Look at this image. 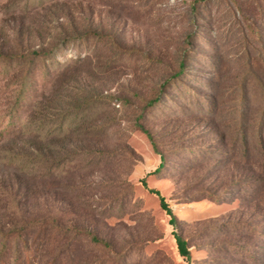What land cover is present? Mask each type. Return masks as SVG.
Segmentation results:
<instances>
[{
    "label": "rangeland",
    "instance_id": "rangeland-1",
    "mask_svg": "<svg viewBox=\"0 0 264 264\" xmlns=\"http://www.w3.org/2000/svg\"><path fill=\"white\" fill-rule=\"evenodd\" d=\"M195 1L0 0V231L46 224L21 264H264V92L243 139L236 10Z\"/></svg>",
    "mask_w": 264,
    "mask_h": 264
},
{
    "label": "trees",
    "instance_id": "trees-1",
    "mask_svg": "<svg viewBox=\"0 0 264 264\" xmlns=\"http://www.w3.org/2000/svg\"><path fill=\"white\" fill-rule=\"evenodd\" d=\"M209 1H218V0H196L193 3V6L195 4L199 3H208ZM229 5L231 7V10L234 14V10H236L237 17L235 15V24L238 27V31L243 35V41L238 46V57L244 61L243 68L245 67V72L243 73V77L239 78V82L237 84V90L241 91L239 95V103L238 107L242 110L241 116L239 118V121L237 123L239 124V133H242V138L246 139V131H247V123L249 121L250 112L252 110V101L253 98L250 97L248 90L255 89L254 92H257L259 88L263 90L264 92V22L262 24L257 23L254 20L253 16L247 15V11H245V7L243 6L242 2L238 0H229ZM246 3V1H244ZM233 6V7H232ZM260 4L255 1L254 2V8L260 9ZM252 7V5H251ZM264 9V8H263ZM264 11V10H263ZM264 14L261 12L260 18ZM250 39L248 38V36ZM221 37V36H218ZM49 53H42L34 51L30 55H21L19 58L21 59H27L31 56V62H34L37 58L44 57L45 55H48ZM11 58H18V56H13ZM180 72L178 75H180ZM30 72H28V75ZM28 75H25V79L21 81V88H20V95L19 99L22 98L23 92L25 90V85L27 83ZM177 75V76H178ZM253 91V90H252ZM263 106H264V98H263ZM261 117L255 118L256 122V136H259V138L262 140V130H263V121H264V107L261 111ZM16 130L13 128V125L10 128H6L4 132L12 133ZM163 168V164L161 163L158 168H156L153 172H150V174H158L160 173L161 169ZM151 193L156 194L159 197L160 205L161 207L168 213V215L171 216V222L173 225H176L177 219L176 216L172 213V210L169 208L167 202L164 200V197L160 194L158 190L155 189H149ZM33 227L41 229V231L45 230L46 224L44 221L36 220L31 221L29 223L24 224L21 228L13 229L7 233H3L0 231V239H4V244L0 248V264H7L6 262V254L9 250V243L13 242L14 244V253H15V263L14 264H21V258L24 252L29 251L28 244L22 243V240L25 238V234L31 230ZM82 232V231H81ZM88 234L91 236L92 240L101 244H104V242L98 240V238L89 233L88 231H83L81 235ZM177 237V243L179 247L180 253L185 256L189 257L190 254L186 248V241L183 240L179 235H176ZM21 241V244L17 241ZM106 245V244H105Z\"/></svg>",
    "mask_w": 264,
    "mask_h": 264
}]
</instances>
